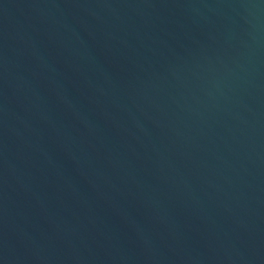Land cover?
I'll return each instance as SVG.
<instances>
[{
	"label": "water",
	"instance_id": "water-1",
	"mask_svg": "<svg viewBox=\"0 0 264 264\" xmlns=\"http://www.w3.org/2000/svg\"><path fill=\"white\" fill-rule=\"evenodd\" d=\"M0 264H264V0H0Z\"/></svg>",
	"mask_w": 264,
	"mask_h": 264
}]
</instances>
